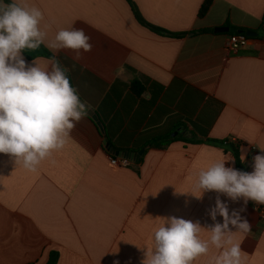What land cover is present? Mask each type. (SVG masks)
<instances>
[{
    "label": "crops",
    "instance_id": "crops-1",
    "mask_svg": "<svg viewBox=\"0 0 264 264\" xmlns=\"http://www.w3.org/2000/svg\"><path fill=\"white\" fill-rule=\"evenodd\" d=\"M132 1L162 33L141 25L127 0H15L43 14L44 43L24 50L26 63L48 70L55 57L87 111L64 148L35 172L0 154V264H47L51 252L59 254L56 264H142L154 250V232L172 216L198 221L207 240L214 224L208 209L218 194L197 198L194 183L215 162L236 165L230 150L194 142L236 147L246 172L264 154V0H213L203 18L205 0ZM219 27L257 36L228 51V34L214 33ZM72 28L83 29L93 45L78 59L71 49L47 46ZM134 80L144 84L140 96L130 90ZM106 132L123 152L150 139L172 140L142 149L140 163L124 168L111 163ZM221 199L230 211L244 208L252 226L233 234L245 264H264L263 204ZM218 253L209 245L193 264H209Z\"/></svg>",
    "mask_w": 264,
    "mask_h": 264
},
{
    "label": "clouds",
    "instance_id": "clouds-1",
    "mask_svg": "<svg viewBox=\"0 0 264 264\" xmlns=\"http://www.w3.org/2000/svg\"><path fill=\"white\" fill-rule=\"evenodd\" d=\"M42 19L36 7L0 0V154L31 172L53 151L64 148L75 123L87 111L68 70L55 57L48 70L25 61V49H37L44 43L46 33L39 28ZM90 39L83 29H61L47 46L71 49L78 59L81 50H92ZM231 160H220L201 170L194 183L197 198L205 192L218 194L208 209L214 222L207 228L209 238L201 239L203 227L198 221L167 217L154 232V250L145 254L142 264H193L209 252V245L219 250L209 264H245L247 254L241 249L242 242H234L233 234H248L252 226L241 215L244 208L230 211L221 194L232 202L243 198L245 205L249 200L264 204V154L253 157L252 172L226 166ZM218 216L222 222L217 221Z\"/></svg>",
    "mask_w": 264,
    "mask_h": 264
},
{
    "label": "trees",
    "instance_id": "trees-1",
    "mask_svg": "<svg viewBox=\"0 0 264 264\" xmlns=\"http://www.w3.org/2000/svg\"><path fill=\"white\" fill-rule=\"evenodd\" d=\"M127 2L129 3L136 20L141 25L149 28L150 30H152L156 33H162V31H160L156 27L151 26L142 18L141 14L139 13L136 5L133 3L132 0H127ZM212 2H213V0H205L204 1V3L202 4V6L200 8V11H199V17L200 18H203L207 14V12L209 11V9L212 5ZM4 3H11V2H10V0H4ZM263 21H264V19H263ZM45 52H46V56L50 57V54L47 51H45ZM130 90L135 95L140 96L144 92L145 87L141 81L134 80L130 84ZM104 138H105L106 144H109L114 149L116 148L115 144L113 142V135H110L109 133L106 132L104 134ZM171 140L172 139L170 138L164 142V141L158 140V139H150L149 141H147V143L137 144L132 148H124L123 150L130 151V152H138L142 149H147L149 147L163 148V147H166L171 142ZM194 143H196V144L206 143V144H211V145H215V146H220V147L224 148L225 152H228L230 150L232 153V156L235 160L236 169L245 171L244 166L240 160L237 148L234 146H230V148H227V146H226V144H228L227 142L208 139L206 141H200V140L195 141ZM140 161H141V159H140ZM140 161L137 164H139ZM260 208H262L264 210V204L261 205ZM58 257H59V254L57 252H51L49 255V260H48L47 264H56L58 261Z\"/></svg>",
    "mask_w": 264,
    "mask_h": 264
},
{
    "label": "water",
    "instance_id": "water-1",
    "mask_svg": "<svg viewBox=\"0 0 264 264\" xmlns=\"http://www.w3.org/2000/svg\"><path fill=\"white\" fill-rule=\"evenodd\" d=\"M214 33H217V34H236V33L237 34H245L249 38H253V37L257 36V33L252 32V31L244 32V31L232 29L229 27L215 28ZM87 115L89 117H91V119L97 124L99 129L103 132L104 131L103 125H102V122L100 121L98 115L96 113H94L93 111H88ZM106 150L112 156L128 158V159L132 160L134 163H138L140 158L144 154V150H141L137 153L117 151V150L113 149L109 144L106 145Z\"/></svg>",
    "mask_w": 264,
    "mask_h": 264
},
{
    "label": "built area",
    "instance_id": "built-area-1",
    "mask_svg": "<svg viewBox=\"0 0 264 264\" xmlns=\"http://www.w3.org/2000/svg\"><path fill=\"white\" fill-rule=\"evenodd\" d=\"M250 38L247 37L245 34H228L225 47L228 51H238L245 47H247ZM111 163L118 167L128 168L131 167L134 162L128 158L124 157H116L110 155ZM262 217L264 218V210L259 208Z\"/></svg>",
    "mask_w": 264,
    "mask_h": 264
}]
</instances>
